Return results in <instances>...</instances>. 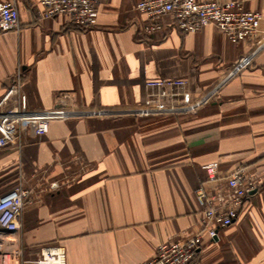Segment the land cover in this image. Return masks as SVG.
<instances>
[{
	"label": "crops",
	"instance_id": "1",
	"mask_svg": "<svg viewBox=\"0 0 264 264\" xmlns=\"http://www.w3.org/2000/svg\"><path fill=\"white\" fill-rule=\"evenodd\" d=\"M15 1L20 26L0 31V101L20 82L31 111L66 93L86 109L192 116L167 129L130 113L55 119L40 136L21 124L19 141L0 148V197L19 183L31 190L20 217L25 257L58 245L66 264L146 263L163 242L203 229L196 191L210 187L203 166L216 161L220 187L239 166L260 184L215 239L202 234L188 264H264V45L170 20L147 34L141 0H99L88 28L41 20L40 0ZM236 1L262 13L264 38V0Z\"/></svg>",
	"mask_w": 264,
	"mask_h": 264
},
{
	"label": "built area",
	"instance_id": "2",
	"mask_svg": "<svg viewBox=\"0 0 264 264\" xmlns=\"http://www.w3.org/2000/svg\"><path fill=\"white\" fill-rule=\"evenodd\" d=\"M99 0H40V19L65 17L78 27L88 28L98 22ZM136 9L146 16L143 31L153 34L161 31L167 21H171L186 32H196L203 26L214 25L232 43L258 41V49L264 45L261 37L263 15L259 11L247 10L236 0H141ZM20 13L15 0H0V31L18 29ZM250 56V57H249ZM247 63L254 56L249 55ZM60 104L52 109L31 111L21 83L11 86L0 101V148L7 147L18 139L21 124L32 126L37 135H44L49 124L55 119L89 115H108L124 112L117 109H86L79 107L68 94H64ZM208 174L210 187L196 191L197 201L202 207L203 229L185 238L169 239L158 247L156 255L144 264H188L194 258L202 242V234L207 232L215 239L218 228L226 227L238 217L247 196L258 186L259 181L248 173L244 166L234 168L225 179V186L216 184L219 163L214 161L203 166ZM216 185V187H214ZM57 187V182L52 184ZM31 190L22 183L0 197V264H66L63 246H43L34 259H27L19 231L20 217L31 201ZM15 240H7L10 236Z\"/></svg>",
	"mask_w": 264,
	"mask_h": 264
},
{
	"label": "rangeland",
	"instance_id": "3",
	"mask_svg": "<svg viewBox=\"0 0 264 264\" xmlns=\"http://www.w3.org/2000/svg\"><path fill=\"white\" fill-rule=\"evenodd\" d=\"M130 113V114H128ZM130 115L128 117H133L138 119L136 120L138 122V124H143V125H153L155 128H159V129H167L166 127L169 126V124L175 123L177 122V124H181L184 122H188V120L190 121V119L192 118V116H187L185 115V117H179V118H166V117H158V114H160V112H143L141 110H137L136 112L134 111H124V112H120L118 113H112V114H108V115ZM184 116V115H183ZM149 128V127H148ZM181 128V127H180ZM169 134H165L162 137L167 138ZM171 135V133H170ZM161 137V138H162ZM163 139V138H162Z\"/></svg>",
	"mask_w": 264,
	"mask_h": 264
},
{
	"label": "bare ground",
	"instance_id": "4",
	"mask_svg": "<svg viewBox=\"0 0 264 264\" xmlns=\"http://www.w3.org/2000/svg\"><path fill=\"white\" fill-rule=\"evenodd\" d=\"M17 237H18V236H16V235H15V236H10V237L7 238V240H9V241H11V240H15Z\"/></svg>",
	"mask_w": 264,
	"mask_h": 264
}]
</instances>
